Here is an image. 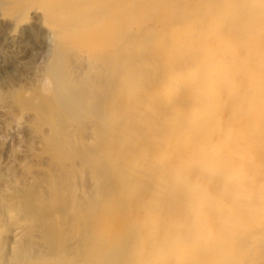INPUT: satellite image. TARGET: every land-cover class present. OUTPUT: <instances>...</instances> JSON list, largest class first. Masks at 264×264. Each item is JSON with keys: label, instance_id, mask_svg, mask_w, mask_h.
Masks as SVG:
<instances>
[{"label": "rangeland", "instance_id": "obj_1", "mask_svg": "<svg viewBox=\"0 0 264 264\" xmlns=\"http://www.w3.org/2000/svg\"><path fill=\"white\" fill-rule=\"evenodd\" d=\"M36 10V0H0V188L26 218L22 264H133L173 226L171 215L155 221L172 214L162 187L179 186L176 172L192 174L182 162L209 147H226L217 159L237 164L249 202L263 201L264 0L138 9L99 77L100 113L85 118L64 111L51 80L38 85L52 38Z\"/></svg>", "mask_w": 264, "mask_h": 264}, {"label": "bare ground", "instance_id": "obj_2", "mask_svg": "<svg viewBox=\"0 0 264 264\" xmlns=\"http://www.w3.org/2000/svg\"><path fill=\"white\" fill-rule=\"evenodd\" d=\"M36 1L43 11L34 12L40 13V20L52 38V45L45 52V65H42L44 77L37 81L40 83L38 85L45 86L47 80H51L57 101L69 106L64 111L83 116L89 110L96 117L102 97L98 90L101 86L99 77L105 65L114 60L121 32L139 17L138 9L146 8L158 0ZM8 92L1 89L0 108L8 106ZM10 116L14 121L13 126L18 129L19 116ZM69 131L66 129V134ZM209 148L200 153L198 159L192 153L182 165L179 164L186 169L191 166L192 169L189 177L185 175L186 172H176L179 186L176 185L171 191L162 187V197L169 198L161 205H167L165 207L172 214L163 211L158 213L159 219L156 217L154 220L166 226L165 218L171 215L174 227L163 230L162 236L159 234L162 237L160 243L149 246L136 258L133 257V264H264V189H260L261 203L249 202V198L244 196H250L252 185L243 181L237 164L234 165L230 158L219 161L216 157H227L226 147ZM7 191L0 188V264H22L24 256L17 251L16 244L26 227L23 223L26 218L20 216L18 219L14 204L1 197L8 196ZM80 191L83 192L81 188ZM152 224V227L157 226ZM151 231L154 232V229ZM151 236L149 238H153Z\"/></svg>", "mask_w": 264, "mask_h": 264}]
</instances>
